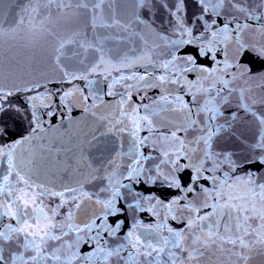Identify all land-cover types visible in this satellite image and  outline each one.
Segmentation results:
<instances>
[{"label":"snow or ice","instance_id":"6c2138e0","mask_svg":"<svg viewBox=\"0 0 264 264\" xmlns=\"http://www.w3.org/2000/svg\"><path fill=\"white\" fill-rule=\"evenodd\" d=\"M36 3L43 7L26 9L28 15L20 16L12 31L26 21L42 25L52 6L82 27L54 49L58 76L37 78L19 62L5 75L0 60V264H257L258 258L264 264V0H195L200 10L191 24L186 0L171 8L165 0L162 6L173 17L170 30L157 29L152 20L157 0H125L120 12L113 8L116 0ZM3 23L0 10V43ZM245 32L259 34L262 41L243 40ZM116 41L125 49L110 58L108 45ZM70 44L91 55L64 64L61 56ZM188 46L196 51H183ZM205 59L211 66L200 62ZM256 62L261 67L254 71ZM93 75L108 82L106 90ZM77 80L87 82V93ZM53 82L72 88L56 95L59 90L48 87ZM18 94L30 109V127L9 140L8 117L22 110L12 99ZM77 96L96 124L94 131L81 128L73 134ZM105 96L119 99L101 113ZM233 106L237 110L226 116ZM241 112L256 123L257 136L237 159L214 145L221 133L235 131ZM54 116L59 123L51 122ZM106 133L131 138L129 164L125 172L100 176L106 184L90 193L86 185L98 177L85 146ZM57 172L64 174L59 182ZM141 183L175 194L164 199L158 191L133 189ZM86 201L102 210L81 221L78 212ZM128 211L132 224L118 237L124 220L109 218ZM145 212L154 223L137 219ZM105 234L120 243L109 244Z\"/></svg>","mask_w":264,"mask_h":264},{"label":"water","instance_id":"95a60500","mask_svg":"<svg viewBox=\"0 0 264 264\" xmlns=\"http://www.w3.org/2000/svg\"><path fill=\"white\" fill-rule=\"evenodd\" d=\"M164 2L165 0H157V3L153 9L154 15L152 16V20L154 21L157 29L170 30L172 24L169 22L173 21V17L162 6ZM166 2L168 7L171 8L175 5L176 0H166ZM125 6V0H116L113 8L117 12H120ZM32 7H43V5L37 4L36 0H4V6L2 9H0L3 12V27L5 30L2 43H0V60L3 61L5 75L8 74V70L11 66H13L16 62H19L23 69L34 71L37 74V78H40V74H45L50 77L58 76L59 73L56 71L53 64L54 55H56L54 49L58 46V42L61 38H66L75 29L82 27V24L73 18L57 14L55 6H52V14L44 21L42 25L36 22H33L32 25H29L26 21L23 27L12 31L11 29L15 27L19 17L22 15L27 16L28 13L25 10L31 9ZM199 10L200 9L195 4V0H186L187 18L190 24L192 22L193 14L197 13ZM38 19H42V17ZM224 22L225 21L222 19L218 20V23L221 25ZM88 34L89 37L93 35L90 29H88ZM241 38L248 42L262 41V38L259 34H251L248 32L243 33ZM108 46L111 48V51L108 53L110 58L120 55L125 49V45L119 41L110 42ZM183 51L194 53L196 49L188 46ZM230 51L231 49H229V52ZM90 55L91 52L86 53L83 50L78 49L75 44H70L64 48L61 59L63 60L64 64L71 65L80 59H84L86 61ZM218 58L224 59V54L218 53ZM200 62L206 63L209 66L212 64L211 61L206 59ZM260 67L261 65L259 62L253 64L254 71L259 70ZM140 71L142 72L143 69L141 68ZM91 79L99 85V88L102 91L107 89L108 82L104 81L101 76L93 75ZM74 83L83 88L85 93L88 92L86 81L77 80L74 81ZM48 87L58 89L59 91L56 92V95H59V92L71 89L72 84L67 82H53L49 83ZM156 94L157 90H152L149 92V95L153 98H155ZM12 99L21 106L22 110L20 112H12L8 117V128L11 130V134L7 138L9 140H14L18 136L22 135L26 129L30 127L29 120L31 118L30 109L25 104V101L21 98V95L18 94L17 96L12 97ZM118 99V97L105 96V107L101 108V113L107 111L108 105L114 107ZM132 99L136 101L138 97L134 95ZM79 100L80 98L78 96L74 98V104L76 106L73 107L71 114L73 120L76 122L75 127L72 129L73 134L78 132L81 128L90 127L93 131L96 128V124L93 123V118L88 113L83 111V107L79 105ZM144 102L149 101L146 100ZM88 103H92V97L89 98ZM236 110L237 109L235 106L232 108H226L225 115L227 116L229 112ZM45 111H47V109ZM240 116L241 119L233 124V129H235V131H233L231 134L221 133L220 136L217 137V140L219 141L218 145H214V147H218L220 149L227 148V150L234 153V158L237 159H240L247 154V145L253 143L257 136V126L252 118L243 112L240 113ZM51 122L57 124L59 123V120L54 116L51 118ZM71 123V121H66V124L69 126H71ZM146 134V132H141V135ZM192 135L193 133L189 132V136L191 137ZM82 139L83 138H81V140ZM130 144L131 138L127 133H106L102 137L98 138L95 142L85 146L87 149L85 152L87 162L97 170L98 177L97 180L86 185L87 191L90 193L95 192L98 185H101L102 183L106 184V181H101L99 179L100 176H106L110 173V171L125 172L129 164L128 152ZM143 151L146 154L151 153L153 156H159V153L153 151L151 148H145ZM193 159L195 160V157ZM150 163L151 162L146 163V167H148V164ZM246 167H259V165H249ZM100 169H103V172L99 171ZM244 170V168L237 169L239 173H243ZM184 175L187 177L190 175V173L186 172ZM63 179L64 174L62 172H57L55 180L59 182ZM124 182L127 183V181ZM202 182L206 183V181ZM140 188L144 189L146 192L158 191L164 199H169L175 194L171 190L146 188L143 183L139 185L133 184L134 190ZM105 196V193H101V199L105 198ZM128 199H131V197H128ZM101 210V205L96 204L93 201H86L78 212V219L81 221H86L92 213L95 212L99 214ZM109 219L112 223H115V221L118 219L124 220V226L121 232L118 233V237H123L132 224V212L128 211L125 216L114 218L110 217ZM137 219L142 220L144 224L154 223L155 221V218L147 212L138 213ZM170 223L174 224V222ZM174 226L180 227L181 225L174 224ZM105 238L109 241V244L120 243L119 238L108 237L107 234H105ZM83 250H87V246H85V249H82V251ZM257 264H260L259 258L257 259Z\"/></svg>","mask_w":264,"mask_h":264}]
</instances>
